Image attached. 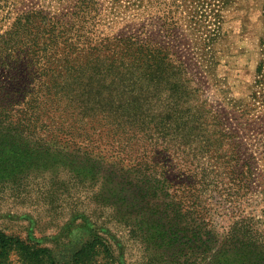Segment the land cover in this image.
<instances>
[{
    "label": "trees",
    "instance_id": "1",
    "mask_svg": "<svg viewBox=\"0 0 264 264\" xmlns=\"http://www.w3.org/2000/svg\"><path fill=\"white\" fill-rule=\"evenodd\" d=\"M238 1L43 0L36 6L0 0V188L16 182L37 154L78 157L76 176L100 185L98 201L111 180L143 176L145 199H160L164 213L173 214L179 226L173 241L187 238L196 260L264 264V232L249 215L236 218L224 236L213 215L219 199L236 206L252 193L254 158L246 137L264 142V34L248 100L229 98L240 127L228 125L206 97L209 79L220 81L211 79L209 62L204 69L196 60L197 73L190 74L181 59L213 58L210 68L219 65L224 12ZM133 11H142V37L123 28L103 31L107 18L120 24ZM138 65L142 74L134 78H142L147 105L142 119L148 112L155 126L142 131L125 125L121 120L129 116L109 101V86L133 76ZM244 127L249 131L241 132ZM227 141L233 148L224 149ZM108 200L102 208H113ZM75 217L88 236L67 239L70 223L62 234L57 228L51 245L0 229V264H124L106 223Z\"/></svg>",
    "mask_w": 264,
    "mask_h": 264
},
{
    "label": "rangeland",
    "instance_id": "2",
    "mask_svg": "<svg viewBox=\"0 0 264 264\" xmlns=\"http://www.w3.org/2000/svg\"><path fill=\"white\" fill-rule=\"evenodd\" d=\"M28 4L41 6L43 0H29ZM224 16L226 36L217 46L218 58H214L219 65L210 68L213 58L181 59L189 64L190 74L197 73L192 65L196 60L204 62V69L209 62L206 69L211 79L217 76L221 82L218 85L215 80L209 79L206 97L220 109L228 125L240 127L239 112L229 98L247 101L251 93L260 56L259 39L264 34L263 0H239L225 10ZM119 18L120 24H112V18H107L110 23L104 25L103 31L119 32L123 28L142 37V11L127 12ZM139 69L138 65L133 76L123 77L109 86L113 92L109 101L129 116V120H121L125 125L130 124L142 131L143 127L154 124L148 112L142 119V110L145 112L147 105L140 98L142 78L135 79L142 74ZM129 78L131 80L127 81ZM242 131L245 133L249 129L247 127ZM246 139L248 154L254 158L253 189L236 206L223 199L215 202L221 203V206L216 205L214 210L218 211L213 210V215L216 230L223 236L226 228L243 214L249 215L255 228L264 232V142L256 138ZM186 140L183 139L184 142ZM225 145L224 149H227L235 144L227 141ZM181 146L187 148L183 142ZM80 160L73 156L50 158L35 155L33 166L16 173V182L5 183L0 188V229L22 237L31 235L43 244L51 245L59 238L57 228L60 227L62 234L70 223L73 226L66 232L67 239L86 238L89 229H85L81 222L74 223L75 216L83 213L88 218L107 224L124 264H206V256L203 260H196L190 255L189 245L184 243L187 238L183 237L182 243L173 241L174 232L179 228L177 220L171 212L164 213L165 207L160 199H145L148 186L143 182L146 180L143 176L142 180L135 176L128 181L120 178L111 180L113 183L101 193V200L106 202L109 199L113 208H102L105 203L96 198L100 185L94 181H81L76 176ZM170 164L176 168L175 159ZM47 190L51 191L49 197Z\"/></svg>",
    "mask_w": 264,
    "mask_h": 264
}]
</instances>
